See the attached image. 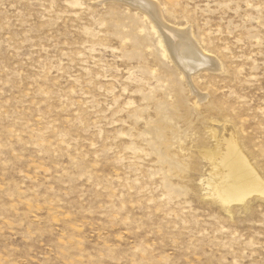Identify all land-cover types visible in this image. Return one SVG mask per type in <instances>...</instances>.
Listing matches in <instances>:
<instances>
[{
  "label": "rangeland",
  "instance_id": "374dc122",
  "mask_svg": "<svg viewBox=\"0 0 264 264\" xmlns=\"http://www.w3.org/2000/svg\"><path fill=\"white\" fill-rule=\"evenodd\" d=\"M142 1L0 0V264H264V196L201 181L230 136L264 180V0H148L190 73Z\"/></svg>",
  "mask_w": 264,
  "mask_h": 264
},
{
  "label": "bare ground",
  "instance_id": "6f19581e",
  "mask_svg": "<svg viewBox=\"0 0 264 264\" xmlns=\"http://www.w3.org/2000/svg\"><path fill=\"white\" fill-rule=\"evenodd\" d=\"M144 4L149 8L148 15L152 22L154 25H157L158 29L162 32V37L166 44L165 46H167L170 55L174 57L175 61L184 72L190 73L193 68L196 67L197 69L205 64L207 66L212 65V57L197 44L190 29L176 28L165 24L162 18L158 16V11L156 12L157 7H155L156 5H154L153 2L150 3L147 0ZM139 5L141 4L139 3ZM218 136L220 135L218 134ZM234 139L231 136L224 138L225 143L223 145H220V139H215V148H217V150H210L208 153L210 154L209 160L215 165L213 166L216 167L218 165L219 168L210 170L207 177L201 180L205 184V189L209 191L210 196L219 200L221 204L228 206L230 205L229 203L234 201L244 202L251 197L250 195L253 193L258 197L264 196V180L250 164L238 144H236V139ZM211 164L209 165L211 166Z\"/></svg>",
  "mask_w": 264,
  "mask_h": 264
}]
</instances>
